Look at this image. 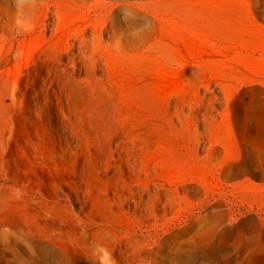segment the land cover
<instances>
[{"label": "rangeland", "instance_id": "obj_1", "mask_svg": "<svg viewBox=\"0 0 264 264\" xmlns=\"http://www.w3.org/2000/svg\"><path fill=\"white\" fill-rule=\"evenodd\" d=\"M0 12V173L16 176L0 178V264H99L91 230L121 249L130 213L105 201L115 188L171 198L193 179L208 201L155 226L136 264H264V0H0ZM20 63L22 95L5 107ZM70 181L90 195L82 210ZM87 208L100 228L83 224Z\"/></svg>", "mask_w": 264, "mask_h": 264}, {"label": "bare ground", "instance_id": "obj_2", "mask_svg": "<svg viewBox=\"0 0 264 264\" xmlns=\"http://www.w3.org/2000/svg\"><path fill=\"white\" fill-rule=\"evenodd\" d=\"M5 18V13L4 12H0V30H4L6 27L7 22H4ZM1 35V34H0ZM1 37V36H0ZM2 38V37H1ZM2 40V39H1ZM8 41V40H7ZM17 41V40H16ZM21 41V40H20ZM3 42V41H2ZM9 42V41H8ZM19 42V41H17ZM16 43V42H15ZM21 43V42H19ZM9 44V43H8ZM18 44V43H17ZM13 45V44H12ZM19 45V44H18ZM22 45V43H21ZM19 45V46H21ZM18 47V46H17ZM5 49V48H4ZM21 49V48H20ZM11 54V53H10ZM11 59V58H10ZM19 60V59H18ZM13 64V63H12ZM9 65V60L8 58L3 55L2 53V48L0 47V77L4 76L5 77V73H8L11 71V68L8 67ZM15 65V64H14ZM18 70H17V75L12 79V80H8V91L7 93L3 96V101L5 102L3 105L9 106L11 105V103H8V101L17 103L19 98V95H22V66L21 63L19 64ZM15 68V67H14ZM16 71V70H15ZM8 77V76H7ZM3 78V77H2ZM51 81V80H50ZM4 83V80L2 81ZM31 82V81H30ZM2 83V84H3ZM6 83V82H5ZM1 84V85H2ZM25 85V84H24ZM5 86V84H4ZM3 87V86H2ZM1 87V89H2ZM6 88V87H5ZM43 88V87H42ZM7 89V88H6ZM5 89V90H6ZM24 91V90H23ZM37 95V94H36ZM46 102V101H45ZM2 103V102H1ZM4 115V114H3ZM50 118V117H49ZM58 118V117H57ZM65 118V117H64ZM68 118V117H66ZM59 119V118H58ZM61 119V118H60ZM69 119V118H68ZM50 120V119H49ZM63 120V119H62ZM19 121V120H18ZM71 122V121H70ZM66 123V122H65ZM68 123V121H67ZM50 126V125H49ZM64 127H66L64 125ZM63 128V127H61ZM68 128V127H67ZM53 129V128H52ZM58 130V129H57ZM63 137V136H62ZM75 138V137H74ZM38 139V138H37ZM66 139V138H65ZM27 141V140H26ZM29 142V141H27ZM32 142V141H31ZM30 142V143H31ZM60 142V141H59ZM38 143V142H37ZM52 143V141H51ZM61 143V142H60ZM71 143V142H70ZM33 144V142L31 143ZM37 145V144H36ZM60 146V145H59ZM75 146V145H73ZM29 147V146H28ZM32 147V146H31ZM63 147V146H62ZM27 148V147H26ZM77 149H79L78 147H76ZM33 149V148H32ZM59 149H61V146L59 147ZM57 150V149H55ZM5 151V150H4ZM80 151V150H79ZM38 152V151H37ZM63 154V152H62ZM2 157V155H1ZM28 157V156H26ZM51 158V157H50ZM28 160V159H26ZM24 162V161H23ZM30 162V161H29ZM237 164V163H236ZM241 164V163H239ZM23 165V164H22ZM25 165V164H24ZM41 166V165H40ZM238 167V166H237ZM237 167L235 166V170L237 169ZM65 168V167H64ZM63 168V169H64ZM232 168V167H231ZM234 168V167H233ZM243 167H241L242 169ZM69 170V169H68ZM234 170V169H233ZM243 170V169H242ZM54 172V171H53ZM59 172V171H58ZM235 172V171H234ZM9 171L5 170L4 172L0 173V178H2L4 183H7L8 181H10V178L13 177V179L16 177L14 174H8ZM33 173V172H31ZM63 174V173H62ZM93 174V173H92ZM238 174V173H237ZM236 175V174H235ZM240 175V174H239ZM226 177V176H225ZM116 178V177H115ZM119 180L121 179L120 177L118 178ZM1 180V179H0ZM97 180V179H96ZM117 180V179H116ZM199 179L195 180L193 179L192 181H190L186 187H184L186 189V191L188 192L187 195L185 196H180V195H175L174 197H168V195L162 196L161 194H159V190H157V188H155L154 190L150 191L149 188L147 189H142L139 190V193L134 192L135 189L132 188V186L124 189L123 193H119V189L115 188L112 191V198L111 199H106L105 201L108 202L109 206H114L117 207L120 212L122 211V208L128 207L130 209V213L127 215L128 220H126V224L125 225H120L119 229H115L114 230V234L113 236L115 238L119 237L121 240L119 242L121 249L122 247H125L126 250H121L118 249L117 246L118 244L113 242V241H105L103 240L99 235L92 233L91 230V235H90V240L92 241V246L93 248L90 249V255L89 258L90 259H94L96 261H98L99 264H122L123 262H126L127 264H136L137 262V258L136 255L139 254L140 259L143 260L142 258L148 256L149 252V245L150 242L153 241L152 235L153 229L155 226H160L163 225L162 228L159 229V231H161L162 233H164V227L168 226L169 224H173L176 223L177 221L184 223L186 221V218H188V216H185V212H186V204L190 206V209L188 210L189 215H194L195 209L199 208V205L204 204V202H207L208 200L205 201L204 199H200L199 192L201 189V185L200 182L198 181ZM100 181V180H99ZM124 183V180H122ZM203 181V180H202ZM117 183V182H116ZM127 183V182H126ZM2 184V183H1ZM73 185V186H72ZM117 185V184H116ZM129 185V184H127ZM25 186V185H24ZM41 186V185H40ZM121 186V184H120ZM68 187L70 188V190L74 193V195L76 196V201L79 202V210L83 209V204L82 203H87L88 199H86V197H90V195L87 192H83L81 191V182H75V181H70V183L68 184ZM115 187V186H114ZM126 187V186H125ZM10 188V187H9ZM15 188V187H14ZM5 189V188H4ZM7 189V188H6ZM5 189V190H6ZM11 189V188H10ZM13 189V188H12ZM139 189V188H138ZM222 189V188H221ZM14 190V189H13ZM12 190V191H13ZM18 190V189H16ZM219 190V189H218ZM4 191V190H3ZM95 191V190H94ZM169 191V190H168ZM7 192V191H5ZM11 193V192H10ZM15 193V192H14ZM95 193V192H94ZM173 193V192H172ZM176 193V192H175ZM218 193V192H217ZM7 194V193H6ZM80 194H83L84 196H80ZM93 194V192H92ZM173 195V194H172ZM4 196V195H3ZM9 196V195H7ZM35 196V195H34ZM208 196V195H207ZM216 196V195H215ZM5 197V196H4ZM11 197V196H10ZM199 197V201L195 202L198 200ZM210 197V196H209ZM3 198V197H2ZM222 198V197H221ZM4 199V198H3ZM60 199V198H59ZM219 199V197H218ZM1 200V198H0ZM7 200V199H6ZM100 201V200H99ZM184 201L185 203L183 204ZM222 201V200H221ZM227 202V200H226ZM1 203V202H0ZM210 203V201H209ZM97 204V203H96ZM206 204V203H205ZM89 205V204H88ZM98 205V204H97ZM197 206V207H196ZM211 206V205H210ZM107 207V206H106ZM6 208V207H5ZM155 208H159L160 209V213L163 214V216H158L156 214H154L155 212ZM204 209V206L202 207ZM210 209V208H209ZM140 211L141 213L144 211L146 214L144 215L142 218L140 217L137 220V212ZM206 211V210H205ZM216 212H219L217 209L215 210ZM228 211V210H226ZM12 213V212H10ZM84 218L82 219V222L85 226H93L92 228H100L101 224L95 220L98 219L100 220L101 216L99 215L100 212L98 211H94V209L92 208H87L86 211H82L80 212ZM125 213V212H123ZM168 214H171V216H167ZM223 216V214H222ZM226 216V215H225ZM194 218V217H193ZM204 218V217H203ZM201 218V219H203ZM223 219V217H222ZM151 220H153V222L151 223ZM194 220V219H192ZM144 221H148L147 223H145ZM204 221V220H203ZM207 222V221H206ZM218 222V221H217ZM138 223V224H137ZM191 223V222H190ZM189 223V224H190ZM25 225V223H24ZM140 225V227H145V232H141L139 233L138 231V226ZM175 225V224H174ZM95 226V227H94ZM178 226V225H177ZM190 226V225H189ZM23 227V226H22ZM161 227V226H160ZM156 228V227H155ZM178 228V227H177ZM187 228V227H186ZM189 228V227H188ZM169 231V230H168ZM88 232V231H87ZM153 232V233H152ZM178 232V230H177ZM161 233V234H162ZM157 234V233H156ZM180 234V233H179ZM140 235L142 238V242L141 244H138L136 237ZM161 236V235H160ZM226 236V235H225ZM4 238V237H3ZM33 239V238H32ZM126 240L125 245H121L123 240ZM27 240V239H26ZM4 241V240H3ZM166 241V240H165ZM169 241V239H168ZM29 242V239H28ZM31 243V242H30ZM166 244L168 242H165ZM32 244V243H31ZM87 244V243H86ZM30 245V244H29ZM40 245L42 246V248L45 249H50L51 251H53L54 253H56L57 255L62 256V258H66L67 254H65V251L62 249L61 246H59L58 244H56L52 239H47L45 241H41ZM88 245V244H87ZM31 246V245H30ZM166 246V245H165ZM170 246V244L168 245ZM38 247V246H37ZM40 247V246H39ZM36 248V247H35ZM101 248L102 251L105 252V254L108 256L107 260L102 259V257L100 256V252H101ZM40 249V248H39ZM38 250V249H37ZM42 250V249H40ZM138 250H140V252L138 253ZM152 250V249H151ZM115 253V255H117V259L115 260L114 258H112V255ZM138 256V257H139ZM157 256V255H156ZM58 258V257H57ZM68 258V257H67ZM88 258V257H87ZM59 259V258H58ZM156 259V258H155ZM177 260V259H176ZM69 261L66 260L65 262ZM61 262V261H60ZM62 262H64V260H62ZM154 262V261H153ZM178 262V261H177ZM156 263V262H154ZM62 264V263H61ZM142 264H144V261L142 262Z\"/></svg>", "mask_w": 264, "mask_h": 264}]
</instances>
